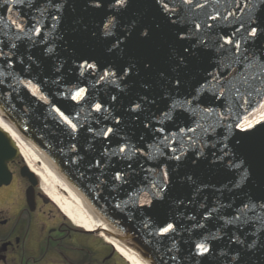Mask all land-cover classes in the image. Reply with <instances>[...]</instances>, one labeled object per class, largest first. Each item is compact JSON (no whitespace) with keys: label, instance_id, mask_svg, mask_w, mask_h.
<instances>
[{"label":"water","instance_id":"water-1","mask_svg":"<svg viewBox=\"0 0 264 264\" xmlns=\"http://www.w3.org/2000/svg\"><path fill=\"white\" fill-rule=\"evenodd\" d=\"M99 2L0 0L3 117L148 264H264V121L214 87L264 88V0ZM17 155L0 130V185Z\"/></svg>","mask_w":264,"mask_h":264},{"label":"flooded vegetation","instance_id":"flooded-vegetation-1","mask_svg":"<svg viewBox=\"0 0 264 264\" xmlns=\"http://www.w3.org/2000/svg\"><path fill=\"white\" fill-rule=\"evenodd\" d=\"M22 168L10 163L11 182L0 187V264H129L98 232L75 225Z\"/></svg>","mask_w":264,"mask_h":264},{"label":"bare ground","instance_id":"bare-ground-1","mask_svg":"<svg viewBox=\"0 0 264 264\" xmlns=\"http://www.w3.org/2000/svg\"><path fill=\"white\" fill-rule=\"evenodd\" d=\"M0 130L6 131L13 141L17 144L19 151L23 155L27 165L32 173L41 179L42 187L51 200L59 207V209L67 215V217L77 226L87 231H96L99 237L106 240L107 243L114 246L116 251L120 253L130 264L143 263L129 247L119 243L113 237L114 229L107 223L94 217L91 208L87 206L73 189L60 178L48 160L31 146L24 138L8 125L0 115Z\"/></svg>","mask_w":264,"mask_h":264},{"label":"snow or ice","instance_id":"snow-or-ice-1","mask_svg":"<svg viewBox=\"0 0 264 264\" xmlns=\"http://www.w3.org/2000/svg\"><path fill=\"white\" fill-rule=\"evenodd\" d=\"M11 3L15 4L18 2V0H10ZM20 3H23L24 0H19ZM127 0H114L115 6H123L125 5ZM178 3L181 5H187V6H194V7H204L207 3V0H204V3H201L200 0H178ZM100 2L97 0L96 7H100ZM163 7L166 12H173L176 15L177 20H179L182 16L186 15L187 11H191V7L188 9H185L184 7H181L179 10L175 6L170 7L168 3H164ZM6 11H12V9H6ZM44 10H41L40 15L43 16ZM215 18V17H213ZM53 19H59L58 16L53 17ZM36 24L39 23L37 20L35 22ZM111 23V21H109ZM12 24L14 25L16 32L13 33V36L15 39H20V33L23 32L25 36L28 35L27 32L24 31V26H22L20 23H17L15 20L12 21ZM108 25H105V28L107 29ZM3 28H7V25H4ZM195 28L199 30L200 25L196 24ZM34 31L38 34L41 29L36 27L35 24L33 25ZM6 35V33H5ZM250 35H256V29L253 28L250 31ZM185 38L183 35L181 36V39ZM6 41L3 38H0V44H5ZM228 43H231V41H228ZM17 45L15 43L11 44V48H16ZM236 48H239V45H236ZM51 51V49H49ZM3 49L0 48V55H2ZM94 67V66H93ZM247 72V70H246ZM4 76V72L0 71V77ZM256 77L251 76L250 74L241 73L239 78L236 81H228L227 83L218 82L214 87H219L221 90L219 92V95L221 97H224L229 101V109L232 110V104L234 103L236 107L244 108L245 105H254V109L252 107L247 108L246 110L249 112V115H259L260 121H264V88H261L259 86L254 87L253 84L250 82L255 81ZM176 85L179 86V81H176ZM84 90L81 89L79 92L76 93L77 96H79ZM225 91L228 93V95L225 97ZM259 97V99H257ZM187 103V102H186ZM177 105L173 104L172 107L175 108ZM139 107V105H137ZM96 108L99 109L100 105H96ZM222 118V116H218V119ZM75 127V126H73ZM203 125L200 121H197L195 128H189L187 129V133H195L198 128H202ZM249 127H251V123L249 122ZM111 131V130H109ZM204 131H207L205 128ZM183 133L184 130H181ZM189 140H192V136H188ZM175 142V141H172ZM121 152H124L125 149L121 148ZM155 151L159 152V148H156ZM179 159V157H177ZM116 179L119 180L121 177L119 175L116 176ZM155 187V185H153ZM260 211L264 212V205H260ZM251 212L253 216H257V210L256 205H245L241 210L239 215L235 217L236 220H239L241 216H244L246 219L247 213ZM257 219L259 221L264 222V216H258ZM172 225L169 224L167 227L163 228L161 230V234L167 233L170 229H172ZM198 249L204 253L207 254L210 252V248L201 243L198 246ZM175 259V257H173Z\"/></svg>","mask_w":264,"mask_h":264},{"label":"rangeland","instance_id":"rangeland-1","mask_svg":"<svg viewBox=\"0 0 264 264\" xmlns=\"http://www.w3.org/2000/svg\"><path fill=\"white\" fill-rule=\"evenodd\" d=\"M20 161L23 163V161L20 159Z\"/></svg>","mask_w":264,"mask_h":264}]
</instances>
